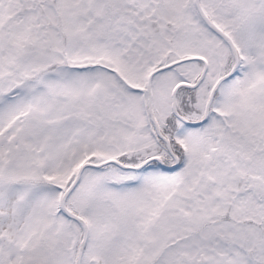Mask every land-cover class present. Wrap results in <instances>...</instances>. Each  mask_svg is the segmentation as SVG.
Wrapping results in <instances>:
<instances>
[{
  "label": "snow or ice",
  "instance_id": "obj_1",
  "mask_svg": "<svg viewBox=\"0 0 264 264\" xmlns=\"http://www.w3.org/2000/svg\"><path fill=\"white\" fill-rule=\"evenodd\" d=\"M0 264H264V0H0Z\"/></svg>",
  "mask_w": 264,
  "mask_h": 264
}]
</instances>
